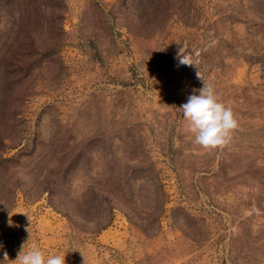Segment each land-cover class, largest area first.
<instances>
[{
    "label": "rangeland",
    "instance_id": "obj_1",
    "mask_svg": "<svg viewBox=\"0 0 264 264\" xmlns=\"http://www.w3.org/2000/svg\"><path fill=\"white\" fill-rule=\"evenodd\" d=\"M204 82L238 120L222 148L185 131ZM33 245L264 264V0H0V264Z\"/></svg>",
    "mask_w": 264,
    "mask_h": 264
},
{
    "label": "clouds",
    "instance_id": "obj_2",
    "mask_svg": "<svg viewBox=\"0 0 264 264\" xmlns=\"http://www.w3.org/2000/svg\"><path fill=\"white\" fill-rule=\"evenodd\" d=\"M177 56L180 64L194 65L191 56L182 49ZM197 77L202 78L199 71ZM181 109L186 121L185 131L194 136V143L205 149L222 148L227 145L231 141L233 131L239 126L232 108L220 100L214 86L209 83L204 82L199 94L195 92L191 94ZM12 215L9 212L10 226ZM23 246L13 264H66L65 255H46L36 245L25 252ZM4 260H8L7 252L4 253Z\"/></svg>",
    "mask_w": 264,
    "mask_h": 264
}]
</instances>
